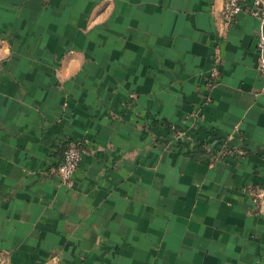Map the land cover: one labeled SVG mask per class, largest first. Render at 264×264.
Here are the masks:
<instances>
[{
	"label": "crops",
	"instance_id": "1",
	"mask_svg": "<svg viewBox=\"0 0 264 264\" xmlns=\"http://www.w3.org/2000/svg\"><path fill=\"white\" fill-rule=\"evenodd\" d=\"M224 0H0L6 264H264L257 20ZM219 57V81L209 72ZM174 126L236 149L167 146ZM84 152L73 187L56 167Z\"/></svg>",
	"mask_w": 264,
	"mask_h": 264
},
{
	"label": "built area",
	"instance_id": "2",
	"mask_svg": "<svg viewBox=\"0 0 264 264\" xmlns=\"http://www.w3.org/2000/svg\"><path fill=\"white\" fill-rule=\"evenodd\" d=\"M248 13L257 20V32L255 44L258 51L257 69L264 75V0H224L222 8V17L226 28L232 27L238 18ZM216 64L209 72L207 81V97L210 99L209 91L215 86L220 78V69L218 66L219 57L216 56ZM184 144L188 151H201L210 154L211 161L216 163L221 161L227 154L238 152L245 153V150L236 149L232 145L222 140V137L213 135L209 140H200L188 136L184 131L171 127V138L166 143L171 147L175 144ZM84 152L83 144L79 140H70L66 143L59 164L52 168V172L57 174L60 182L67 187H73L77 170L80 166L82 154ZM250 192L253 201L254 211L264 215V184L256 187H246ZM8 255L0 252V264H6Z\"/></svg>",
	"mask_w": 264,
	"mask_h": 264
}]
</instances>
